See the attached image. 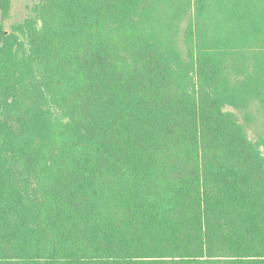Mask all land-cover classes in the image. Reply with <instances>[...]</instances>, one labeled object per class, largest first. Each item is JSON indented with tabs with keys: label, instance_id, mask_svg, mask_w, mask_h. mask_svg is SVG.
<instances>
[{
	"label": "trees",
	"instance_id": "16d2710c",
	"mask_svg": "<svg viewBox=\"0 0 264 264\" xmlns=\"http://www.w3.org/2000/svg\"><path fill=\"white\" fill-rule=\"evenodd\" d=\"M36 13L0 25V264H264V0Z\"/></svg>",
	"mask_w": 264,
	"mask_h": 264
},
{
	"label": "rangeland",
	"instance_id": "374dc122",
	"mask_svg": "<svg viewBox=\"0 0 264 264\" xmlns=\"http://www.w3.org/2000/svg\"><path fill=\"white\" fill-rule=\"evenodd\" d=\"M10 2V8L6 15H3L0 11V25L3 26L7 33L12 32L15 29V26H18L25 19L37 17V0H10ZM228 109L234 110L237 113L232 107H228ZM250 109L254 114V117L250 122V125H248L249 128H247V131L249 137L255 141L258 139V131H261V133L264 132V118L262 115H259L257 106L253 105ZM238 115L241 117L239 113Z\"/></svg>",
	"mask_w": 264,
	"mask_h": 264
}]
</instances>
